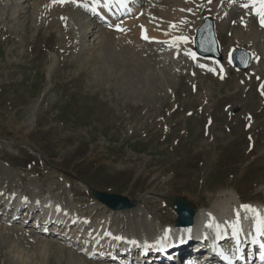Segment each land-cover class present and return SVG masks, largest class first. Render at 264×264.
I'll return each mask as SVG.
<instances>
[{"label": "rangeland", "instance_id": "obj_1", "mask_svg": "<svg viewBox=\"0 0 264 264\" xmlns=\"http://www.w3.org/2000/svg\"><path fill=\"white\" fill-rule=\"evenodd\" d=\"M229 1L188 0L190 38L204 16L217 15L223 53L193 62V45L173 61L150 44L101 42L110 27L94 18L89 32L81 7L0 0L1 187L52 196L131 237L155 234L146 222L154 230L174 223L172 196L209 207L232 190L264 204V28L256 18L246 26L244 8ZM239 47L254 57L245 72L230 59ZM92 188L135 199L139 210L112 211ZM19 221L0 219V264H76L69 253L95 245L83 234V245L70 247ZM103 231L92 234L96 243L108 239Z\"/></svg>", "mask_w": 264, "mask_h": 264}, {"label": "bare ground", "instance_id": "obj_2", "mask_svg": "<svg viewBox=\"0 0 264 264\" xmlns=\"http://www.w3.org/2000/svg\"><path fill=\"white\" fill-rule=\"evenodd\" d=\"M40 1L42 3L41 5L47 6L48 4H50L49 2H52L53 5H51V7L57 6L59 8H63L64 6H68V5H70L71 7L74 5H79L83 8V11L88 14L87 19H84L83 22L86 23L85 27L87 25L88 28L86 27V29H89L88 30L89 32H92L93 29L92 19L97 18L96 21L99 23L108 22V25L105 26H107V28L110 27L111 29L108 28L107 31L103 33L104 35L103 34H102L103 36L101 35L102 36L101 42H103V40L104 39L106 40L107 38V39H113V41L115 40L117 43H120V45L121 43L129 44V45H132L131 43H134L141 47L143 45L150 44L154 49L158 48L161 50L163 60L170 57L171 59L175 60L174 55L176 53H179L180 51L187 49V47H190V45L193 43V39H191L190 38L191 36H189L188 34L189 27L191 26V25L188 26L189 25L188 22L191 21L193 15L191 10L193 4L189 3L188 0H76L75 3H73L72 0H64L63 3H60L59 0H56V2H54V0L51 1L40 0ZM170 1H172V4L169 6ZM241 1L242 0H238L235 3V1L232 0V4L230 3V5L237 7L239 6ZM243 1L244 2H242V5L247 4L249 5L250 8L244 10L245 11L244 15L245 17H247L246 19L248 21L246 26L248 27L251 26L250 24L252 23V21L254 22L253 18L254 19L256 18L261 23V17L257 13L258 12L264 13V9H260L259 0H243ZM34 7H38L37 4H35ZM93 8L95 9V11H93ZM182 9H184L188 13H186ZM254 15H256V17ZM214 16L217 17V15ZM182 19L185 21L184 23L182 22ZM117 25L122 30H118L116 27ZM85 27L83 29H85ZM144 36L148 37V39H146L145 41L142 40ZM175 37H187L188 38L187 43L180 41L177 43L175 47H170V44H172ZM98 42L100 43V41ZM154 51H156V49ZM188 52L190 51H187V54ZM160 57L161 56H159V59ZM15 191L16 190H14L12 193H8L3 188H0V203L1 204L3 203L0 209L1 212L0 219H2L3 221L8 220V217L10 219L13 216L10 210L12 211L15 207L17 208L20 207V209H22L23 212L27 211L28 215L27 217H24L25 219L28 217H33L35 215L34 211L36 209L37 204L34 203V205L32 206L31 202H35V200L36 201L39 200L38 199L39 196L34 197V199H30L27 195H22L21 193H16ZM54 200L55 199L48 198V199L40 200L39 203L44 204V206L46 207L45 210H47L48 213H53L57 215V217L61 221H65L69 217L72 218L76 217L82 223L83 222L90 223L89 216L87 217L85 215L80 214L78 211L71 210L69 209L68 206L57 203ZM242 205H249L252 207V209L257 210V212H253V211L248 212L246 211L245 208L241 207ZM135 210H139V208L137 207ZM260 220H264V205L262 206V204L260 203L256 204L252 202H248V203L244 202L240 197L239 193L231 190L228 192H224L222 194V197L220 196L219 199H216L211 206L197 209L196 215L194 217V223L192 226H177L172 222L171 223L169 222L166 226H162L165 224H163V220H159L160 221L159 223L162 222L161 225L162 227L158 229L157 227L158 225H156L157 228L155 227L156 229L154 230L152 225L146 222V220H144V223L146 222L148 226V228L146 227V225L144 226L147 228L146 230H148L150 227L152 228L151 230H153L154 231L153 233L155 234H152V231L150 232L147 231L146 235H142L141 233L142 236L133 237V238L151 240L158 236L161 237V239L165 240L166 238L165 236L169 235L168 232H165L168 229L170 230L172 229L175 230L178 228L190 229L198 224H200L201 227L207 232L212 230H223L226 233H238L239 235L242 236L252 231L254 229L253 227L257 223H260ZM102 224L100 223L98 224L97 222L91 225L93 226V228L91 229L87 228L84 231H82V229H78L75 231L74 229L71 230V228H69L68 230L67 229L60 230V228L58 227H52L51 225H49L48 231L49 233L54 232L56 234H61L63 236L66 235L69 238L74 237L73 240L74 243H76V241L77 243H79L80 241L82 242L81 238L83 234L85 236L88 235V237H86L87 239L84 240L83 244L84 245L92 244L91 246H93L94 244H96L97 237H100L99 236L100 232L103 229L105 235L102 232L103 234L102 233L101 234L103 236L102 235L101 236L102 238H108L107 240L104 239L100 241V238H98L100 241L98 242L99 243L98 246L91 247L88 251H86V249L81 248L79 250L72 251L69 254L71 256L72 262L76 264H87V260L82 255H79L77 252L80 253L83 252L86 256L93 258L94 260H101L104 262H108V260L104 259V256L102 254L98 255V252L102 250L103 247L112 246L113 243L118 241L117 237H121V239L124 237H128V238H132V237L125 235L119 231H114V229L113 231L111 229H108L107 226L109 225L106 226V223L105 226ZM82 227H84V224H82ZM95 232L97 234V237L93 238L92 234ZM154 235L156 236L154 237ZM60 239L62 238L60 237ZM109 262L111 264H119L116 262H112L111 260Z\"/></svg>", "mask_w": 264, "mask_h": 264}, {"label": "water", "instance_id": "obj_3", "mask_svg": "<svg viewBox=\"0 0 264 264\" xmlns=\"http://www.w3.org/2000/svg\"><path fill=\"white\" fill-rule=\"evenodd\" d=\"M196 45L197 51L203 56L214 55L218 58L221 57L214 35V21L211 17H206L203 24L198 28ZM249 58V53L243 50H237L234 54L233 61L239 69H246ZM94 195L114 209H126L134 207L135 205L127 197L118 194H109L94 190ZM171 200L175 210L178 212V224L191 225L195 214L193 205L181 196L173 197Z\"/></svg>", "mask_w": 264, "mask_h": 264}, {"label": "snow or ice", "instance_id": "obj_4", "mask_svg": "<svg viewBox=\"0 0 264 264\" xmlns=\"http://www.w3.org/2000/svg\"><path fill=\"white\" fill-rule=\"evenodd\" d=\"M54 2H56V0H54ZM59 2H60V3H63L64 0H59ZM72 2L75 3L76 0H72ZM209 2H211V0H209ZM254 6H255V5H254ZM85 7H86V5H85ZM243 7H248V5L245 4V5H243ZM259 7H260V9H264V0H259ZM93 11H95L94 8H93ZM257 14L260 15V17H261V26L264 27V13H262V12H258ZM65 19H66V18H65ZM116 27H117L118 30H122V29L119 28L118 25H117ZM141 27H143V26H141ZM144 38H145V39H148L147 36H144ZM187 40H188L187 37H175L174 40H173V42H172V44H170V47H175V46L177 45V43L180 42V41H183V42L187 43ZM193 59H195V55H194V54H193ZM221 71H223V69H221ZM221 78H223V77L221 76ZM241 207H242V208H245V209H248V210H250V211H253V212H257V210H255V209H251V206H249V205H242ZM260 225H261L262 227H264V220H260ZM257 230H258V231H261V228L258 227ZM261 234H264V231H262ZM117 239H121V237H117ZM133 243H135V241H133ZM261 247L264 248V244H262ZM222 254H223V253H222ZM225 259H227V256H225Z\"/></svg>", "mask_w": 264, "mask_h": 264}]
</instances>
